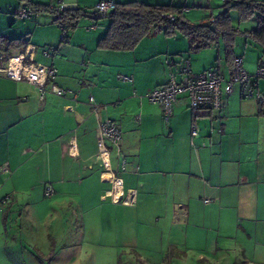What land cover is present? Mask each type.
<instances>
[{
  "label": "crops",
  "instance_id": "crops-1",
  "mask_svg": "<svg viewBox=\"0 0 264 264\" xmlns=\"http://www.w3.org/2000/svg\"><path fill=\"white\" fill-rule=\"evenodd\" d=\"M5 1L0 0V9L8 7ZM81 1L84 0L66 2L77 3L84 10L80 18L97 20L100 16L85 10ZM125 1L129 0H115ZM25 4L19 0L14 10ZM36 14L27 18L33 23L22 32H12L13 27L10 29L5 22L6 15L3 18L0 14V35L27 39L26 47L8 51L0 48V53L26 52L33 62L54 66V82L69 91L64 96L46 93L41 100L34 85L0 73V264L7 263L9 232L13 228L9 225L19 217V207L31 203L29 193L34 189L38 193L35 201L44 195L47 182L55 189L53 203L66 198L87 201L91 193L106 201L101 185L109 181L100 177L103 165L97 150V121L106 117L115 120L121 130V149L126 158L124 170L120 169L119 159L117 167L111 168L118 175L124 171L137 176L127 188L135 190L136 202L139 187L151 197L154 192H161L159 201L163 191L171 188L175 197L172 205L187 206L190 211L202 204L212 209L209 213H216L219 226H237L247 234L257 231L264 235V108H259L256 99L242 98L235 88L223 97L219 110H200L198 136L192 145V114L184 94L178 96L172 115L165 122L158 104L144 101L140 92L130 95L123 82L113 84V70L134 71L131 66L145 58L135 59L131 65L108 53L110 49L98 47L109 22L106 26L99 21L85 23L83 31L77 26L78 18L69 24L65 43L60 44L53 29L58 23L56 15L41 20ZM99 29L103 31L98 33ZM50 46L56 49L50 55L44 54V48ZM234 52L242 57L243 65L251 73L264 64V45L250 37H245L242 53L235 47ZM217 56L216 66L227 75L230 67L222 52L217 51ZM150 57L156 58L150 69L153 79L144 88L136 84L148 91L167 82L170 71H176L175 64H179L165 58L164 63L162 56L156 54L146 58ZM0 63L4 64L5 59ZM119 74L131 79H123ZM116 76L124 82L133 81L130 73L118 72ZM258 88L264 92V80L259 81ZM90 95L95 102L107 104V108L92 112ZM71 143L76 144L75 156L68 152ZM179 213L180 218L185 217L184 211ZM188 217L192 215L187 213Z\"/></svg>",
  "mask_w": 264,
  "mask_h": 264
},
{
  "label": "rangeland",
  "instance_id": "rangeland-1",
  "mask_svg": "<svg viewBox=\"0 0 264 264\" xmlns=\"http://www.w3.org/2000/svg\"><path fill=\"white\" fill-rule=\"evenodd\" d=\"M18 1L6 0L4 4L8 7L0 9L3 18L6 15V24L10 29L13 27L12 32L14 30L22 32L33 23L27 18L15 20L13 11ZM31 1L36 4H28ZM60 1L80 2V0H24L25 6L38 11L34 14L37 13L41 20L54 17L56 12L49 6L57 5ZM95 1L98 2L81 1L84 2L81 6L98 14ZM141 1L183 6L184 16L195 23L209 22L223 9V0ZM229 14L237 30L234 47L242 53L245 47V32L257 26V18L255 14L240 18L234 8L229 10ZM99 16L97 20L82 16L77 26L83 30V24H92L95 21L106 26L109 22L108 17ZM54 27L60 44H64L65 41H61L59 24L56 23ZM101 31L103 30L99 29L97 32ZM222 48L223 43L220 39L209 48L192 51L188 49V41L184 34L176 32L173 35H166L162 29L153 28L150 34L142 38L131 50H108V53L124 58L131 65L135 59L145 58L131 66L134 71L116 69L115 66L116 70L111 72L114 77L113 84L123 82L122 84H127L130 95L134 91L145 95L148 90L142 88L153 79L150 69L156 63V58H146L149 54L160 55L163 60L174 59L179 63L189 59L193 72L198 73L216 66L217 51L222 52ZM118 72L130 73L133 81L124 82L116 76ZM134 73L139 74L138 77ZM141 99L149 101L146 96ZM131 114L134 116L135 112ZM164 126L168 127L167 124ZM117 159L116 151L112 149L110 161L114 169L117 167ZM119 175L124 179V190L129 187L130 180L137 178L136 175H129L124 171H120ZM110 187L109 182H103L101 190L105 193ZM36 190L29 193L31 203L19 207V217L9 225V228L11 225L13 228L9 232L6 264H264V235L257 231H249L247 234L237 226H231V229L230 225L219 226L216 213H209L208 211L212 209H206L208 206L202 204L191 207L190 211L187 206L172 205L171 201L175 197L171 188L163 191L162 199L159 201L158 196L161 192L156 191L151 197L143 187H139L138 201L132 205L122 202H114L115 204L111 205L110 197L102 201L98 195L93 196L92 193L87 201L81 202L78 199L74 201L66 198L53 203L51 201L54 195L43 194L40 195L39 201H35L38 194ZM181 211L185 212V217L180 218ZM186 212L192 217L187 218Z\"/></svg>",
  "mask_w": 264,
  "mask_h": 264
},
{
  "label": "built area",
  "instance_id": "built-area-1",
  "mask_svg": "<svg viewBox=\"0 0 264 264\" xmlns=\"http://www.w3.org/2000/svg\"><path fill=\"white\" fill-rule=\"evenodd\" d=\"M233 0H223L227 3ZM115 0H98L96 3V12L101 16H108L109 12L115 7ZM56 15H62L66 10L78 8L76 3L59 2L57 5H50ZM35 9L29 6H19L14 10L16 19H26L35 13ZM169 19L171 14H167ZM61 29V40H66L69 31V24L59 20ZM56 48L53 46L44 48L43 53L50 55ZM5 59V63H0V73L14 81H24L37 87L39 98L44 99L46 93H53L58 96H64L69 89L58 86L54 82L56 68L54 66L43 65L33 62L28 53L21 52L16 54L0 53V60ZM30 59V60H29ZM169 64V62H167ZM176 71H170L167 82L160 84L149 90L144 96L152 103L161 107L162 118L168 122L172 112L173 105L178 96L185 95L187 107L192 114V123L190 128V143L194 144V138L198 136L197 120L200 118V110H219L223 104V97L237 88L242 98H254L257 100L259 108H264V92L258 88L260 80H264V64L259 65L254 72L247 71L242 62V57L236 55L228 74H224L219 66L208 70L194 73L188 59H185L178 65L175 64ZM179 75V77H178ZM119 77L130 80V76L118 75ZM91 110L97 113L99 109H106L107 104H100L89 96ZM115 105V103L113 104ZM97 150L101 159L103 169L100 177L111 183V187L106 190L104 197H110L113 202H122L126 205H132L136 202L135 190H124L123 179L115 170L111 168L110 152L115 149L119 159L121 170L125 169L126 158L121 149L122 134L115 120L106 117L97 121ZM71 155H76V144L71 143L68 147ZM7 171V169H4ZM104 174H108L105 177ZM55 189L50 183L44 184V195L53 196ZM208 200H205L207 202Z\"/></svg>",
  "mask_w": 264,
  "mask_h": 264
},
{
  "label": "trees",
  "instance_id": "trees-1",
  "mask_svg": "<svg viewBox=\"0 0 264 264\" xmlns=\"http://www.w3.org/2000/svg\"><path fill=\"white\" fill-rule=\"evenodd\" d=\"M234 8L240 18L255 14L257 26L245 36L264 45V1L233 0L223 3V10L214 15L209 22L195 23L183 14V6L174 4L147 3L141 0L116 2L109 12V24L98 40V47L110 50H131L139 41L150 34L153 28L162 29L166 35L180 32L186 36L188 49L199 51L216 44L220 39L223 43L222 56L225 64L231 67L235 55V34L237 30L231 22L229 10ZM38 9V8H37ZM81 8L66 10L56 15V21L62 20L73 24L81 16ZM53 12H55L54 9ZM167 14H171L169 19ZM67 38V37H66ZM27 39H8L0 35V48L9 50L15 47H26ZM219 59V56L216 57Z\"/></svg>",
  "mask_w": 264,
  "mask_h": 264
}]
</instances>
